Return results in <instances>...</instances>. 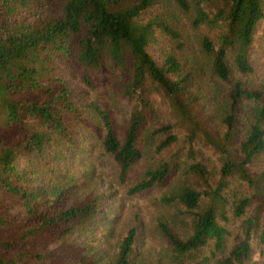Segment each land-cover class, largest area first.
I'll return each mask as SVG.
<instances>
[{
    "label": "trees",
    "instance_id": "1",
    "mask_svg": "<svg viewBox=\"0 0 264 264\" xmlns=\"http://www.w3.org/2000/svg\"><path fill=\"white\" fill-rule=\"evenodd\" d=\"M171 2L173 10L192 11L191 24L206 27L200 45L217 77H228L229 56L239 72L252 70L247 53L254 31L264 19V0ZM166 3L0 0V225L6 220L1 213L13 207L3 197L6 193L18 201V209L13 210L21 215L14 222L18 234L0 238V264H58L46 262L51 253L36 245L57 241L96 210V198L88 196L64 207H58L57 199L35 206L36 191L32 184H25V170L20 171L14 163L20 154L40 149L55 138L68 137L69 119L82 116L70 96L68 80L59 75L63 59L69 65L77 63L84 70L112 74L119 80L120 95L129 106L121 133L100 103L92 100L85 107L92 110L90 114L101 129L99 145L111 155L120 181L142 154L137 137L147 121L154 119L156 124L149 133L153 143L158 133L155 148H174L132 182L129 193L164 184L177 168L180 148L191 157L194 148L205 146L217 158L214 181H209L211 172L204 163L187 162L186 175L180 174L181 184L161 197L166 202H179L189 212L185 237L160 224L175 252L174 264H245L257 230L259 241L264 243V168L256 173L248 169L252 159L264 150V84L250 87L241 80L234 81L224 95L218 123L221 130L217 125L208 126L197 102L202 94L198 96L189 86L190 69L182 68L180 58L169 50L156 61L146 49L157 41V32L182 38ZM82 77L88 81L85 73ZM231 174L248 189V195L234 204L233 212L239 215L245 205L251 201L254 205L240 221L238 239L226 247L228 230L219 219L225 211L221 190ZM134 240L135 229L128 227L108 264H132ZM210 241L209 255L200 254ZM74 264L97 263L82 255Z\"/></svg>",
    "mask_w": 264,
    "mask_h": 264
},
{
    "label": "rangeland",
    "instance_id": "2",
    "mask_svg": "<svg viewBox=\"0 0 264 264\" xmlns=\"http://www.w3.org/2000/svg\"><path fill=\"white\" fill-rule=\"evenodd\" d=\"M164 2L166 9L178 24L182 38L175 39L173 36L157 32V41L150 42L146 49L156 61L160 60L165 50L180 58L182 68L190 69L192 73L190 88L195 90L198 96H201L200 92L202 94L197 102L201 107L200 113L205 119L204 122L208 126L217 125L218 130H221L218 123L224 95L234 81L241 80L250 87L264 84V19L257 25L247 53L252 70L239 72L229 56V75L220 79L211 71L209 58L200 45L201 37L207 31L206 27L202 24H191L190 9L173 10L171 0ZM60 65L59 75L68 80L70 96L82 111V116L69 119L71 130L68 137L55 138L56 141L53 139L45 142L40 149H31L20 154L14 163L20 171L25 170L24 174L28 177L25 184H32L36 191L35 206L48 199H57L58 207H64L88 196L96 198V210L92 216L74 226L62 238L46 244L39 243L36 248L42 247L51 253L46 262L74 264L80 256L88 255L97 264H108L120 237L128 227H133L135 240L131 252L132 264H174L175 252L161 232L160 224L164 223L179 237H185L189 233V212L185 211L179 202H166L161 200V197L171 194L172 190L181 184L180 174L184 172L186 175L187 162L197 160L204 163L211 172L209 181H214L219 166L217 158L205 146L194 148L195 153L191 157H187L186 151L180 148L176 157L177 168L168 174L164 184L129 193L127 189L131 183L140 179L148 168L155 166L169 151L174 150L173 146L157 150L155 144L158 133L155 134L154 143L149 134L156 124L154 119L147 121L145 126L139 129L137 137L142 154L130 166L124 180L120 181L111 155L104 153L99 145L101 129L90 114L92 110L85 107V103L92 100L100 103L107 109L121 133L129 106L126 99L120 95L117 76L84 70L77 63L67 64L65 59L60 60ZM84 73L88 81L83 79ZM237 138L238 136L235 140ZM263 168L264 150L248 164L251 173ZM187 181L191 182L190 179ZM221 194L225 197V211L219 223L228 230L225 237V246L228 247L238 239L240 221L252 212L254 202L245 205L239 215L233 212L234 204L239 197L248 195V189L243 181L232 174ZM3 197L12 202L13 207L1 213L6 220L5 224L0 225V238L16 236L19 228L14 227V222L21 218L19 210H13L14 207L18 209V201L7 193ZM262 220L263 215L261 222ZM258 232L259 230L250 240L252 252L245 264H264V243L259 241ZM210 250L211 241L201 248L200 254L209 255Z\"/></svg>",
    "mask_w": 264,
    "mask_h": 264
}]
</instances>
